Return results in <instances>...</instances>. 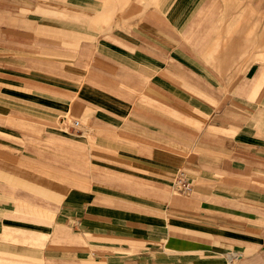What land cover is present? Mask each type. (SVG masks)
I'll return each instance as SVG.
<instances>
[{
	"label": "crops",
	"instance_id": "crops-1",
	"mask_svg": "<svg viewBox=\"0 0 264 264\" xmlns=\"http://www.w3.org/2000/svg\"><path fill=\"white\" fill-rule=\"evenodd\" d=\"M212 1L0 0V264H264V66Z\"/></svg>",
	"mask_w": 264,
	"mask_h": 264
},
{
	"label": "rangeland",
	"instance_id": "rangeland-1",
	"mask_svg": "<svg viewBox=\"0 0 264 264\" xmlns=\"http://www.w3.org/2000/svg\"><path fill=\"white\" fill-rule=\"evenodd\" d=\"M217 19L236 25L252 44V62L264 66V0H213Z\"/></svg>",
	"mask_w": 264,
	"mask_h": 264
},
{
	"label": "built area",
	"instance_id": "built-area-1",
	"mask_svg": "<svg viewBox=\"0 0 264 264\" xmlns=\"http://www.w3.org/2000/svg\"><path fill=\"white\" fill-rule=\"evenodd\" d=\"M73 125L76 127L78 126V122H74ZM176 187L179 189L182 193H188L190 191V186L188 182L186 181L183 174H179L176 179Z\"/></svg>",
	"mask_w": 264,
	"mask_h": 264
}]
</instances>
